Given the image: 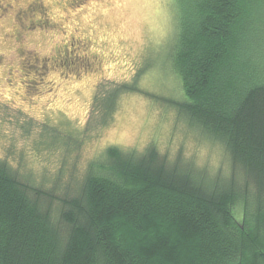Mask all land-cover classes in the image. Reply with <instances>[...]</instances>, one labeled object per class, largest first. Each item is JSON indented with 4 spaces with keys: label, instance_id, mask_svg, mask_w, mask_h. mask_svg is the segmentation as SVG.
I'll use <instances>...</instances> for the list:
<instances>
[{
    "label": "trees",
    "instance_id": "trees-1",
    "mask_svg": "<svg viewBox=\"0 0 264 264\" xmlns=\"http://www.w3.org/2000/svg\"><path fill=\"white\" fill-rule=\"evenodd\" d=\"M174 1L186 99L167 100L225 146L229 172L110 145L57 215L0 159V264H264V0ZM123 90L139 87L96 97L100 121Z\"/></svg>",
    "mask_w": 264,
    "mask_h": 264
},
{
    "label": "rangeland",
    "instance_id": "rangeland-1",
    "mask_svg": "<svg viewBox=\"0 0 264 264\" xmlns=\"http://www.w3.org/2000/svg\"><path fill=\"white\" fill-rule=\"evenodd\" d=\"M0 3V159L52 193L55 214L110 145L143 152L154 144L170 160L229 172L225 146L167 100L186 99L169 67L174 0ZM135 81L139 90L118 93L100 121L96 97Z\"/></svg>",
    "mask_w": 264,
    "mask_h": 264
},
{
    "label": "flooded vegetation",
    "instance_id": "flooded-vegetation-1",
    "mask_svg": "<svg viewBox=\"0 0 264 264\" xmlns=\"http://www.w3.org/2000/svg\"><path fill=\"white\" fill-rule=\"evenodd\" d=\"M0 4H2V3H0ZM10 7V6H9ZM2 15V14H1ZM88 63V62H87Z\"/></svg>",
    "mask_w": 264,
    "mask_h": 264
}]
</instances>
